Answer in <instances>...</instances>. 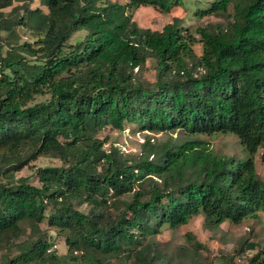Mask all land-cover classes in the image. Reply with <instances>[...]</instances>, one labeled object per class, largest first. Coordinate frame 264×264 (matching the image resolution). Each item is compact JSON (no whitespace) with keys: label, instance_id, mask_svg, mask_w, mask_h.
I'll return each mask as SVG.
<instances>
[{"label":"trees","instance_id":"trees-1","mask_svg":"<svg viewBox=\"0 0 264 264\" xmlns=\"http://www.w3.org/2000/svg\"><path fill=\"white\" fill-rule=\"evenodd\" d=\"M124 1L0 0V264H172L152 242L163 226L201 216L216 231L264 212L254 160L262 149L264 163V0H213L195 18L225 22L195 34L179 17L157 29L133 17L182 0ZM147 60L153 81L141 75ZM127 124L147 133L138 152L105 147L101 131ZM216 132L235 134L249 156L213 152L199 135ZM40 156L61 162L36 169L40 186L16 176ZM42 222L64 236L65 254ZM221 259L264 264V247L244 239Z\"/></svg>","mask_w":264,"mask_h":264},{"label":"rangeland","instance_id":"rangeland-1","mask_svg":"<svg viewBox=\"0 0 264 264\" xmlns=\"http://www.w3.org/2000/svg\"><path fill=\"white\" fill-rule=\"evenodd\" d=\"M113 1V0H111ZM119 3L124 4V0H116ZM182 6H176L170 13H160L152 6H141L137 11L133 12V17L141 27H149L151 29L161 28L165 23L170 22L174 17H179L182 20L181 25L188 31L195 34V30L199 26H205L209 21L213 23H224L226 17L225 13H219L212 15L205 19H196L195 11L199 8H206L212 0H182ZM23 5V2L15 1L12 7H8L2 11L7 15L14 7ZM40 0H31L30 7H39ZM230 11L232 8L230 7ZM21 41L30 40L28 32L21 27H16ZM84 31H77L69 38L68 43H75L79 38H83ZM2 36L5 33L2 32ZM197 37V36H196ZM200 44L195 43L194 49L197 54H200ZM6 48H4L5 50ZM145 70L141 75L143 79L153 81L154 69L151 66L150 60L146 61ZM45 97H43L44 99ZM177 133V132H176ZM175 133V134H176ZM147 133L141 132L131 124L126 125V129L118 132L111 128H105L100 133V137L108 141L105 147H108L110 142H115L120 145L126 152H138L141 147V143ZM174 134V135H175ZM155 141L157 138L163 136L157 133L150 134ZM200 138L209 142L211 150L218 154H224L227 156H234L237 159H245L249 156V153L241 144L239 138L233 133H213L202 134ZM262 149H259L254 154L256 171L262 179H264V163L261 162L260 154ZM59 159L50 156H40L37 160L31 162L25 166L20 172L16 174L17 177H29L30 183L36 186H40L39 180L35 176V171L39 167L47 165H60ZM40 229L46 232V238L52 243L53 247L56 246V250L60 255L66 253V245L64 242V236L60 234L56 229L48 227L46 222L40 224ZM193 236L194 241L200 244V247L194 249L188 242L187 234ZM30 234L29 229H25L24 234L20 238L21 241L28 237ZM244 239L258 242L261 248L264 247V212H260L259 219H246L240 224L224 223L219 230L212 231L203 227V218L201 216L193 217L189 220L188 224L183 225L177 230H171L167 226H163L161 232L156 235L152 242L155 244V248L166 259L173 260L172 264H189L191 257L195 255V259L199 261V264H223L221 255H229L233 253L238 244ZM193 241V240H192ZM234 249V250H233ZM17 253L15 247L11 248L8 253L10 256ZM255 251L248 252L246 255L251 256ZM4 251H0V256L4 255ZM244 258V257H243ZM235 262L239 263L242 258H235ZM1 263V261H0ZM111 264H116L113 260Z\"/></svg>","mask_w":264,"mask_h":264},{"label":"clouds","instance_id":"clouds-1","mask_svg":"<svg viewBox=\"0 0 264 264\" xmlns=\"http://www.w3.org/2000/svg\"><path fill=\"white\" fill-rule=\"evenodd\" d=\"M213 1V0H212ZM55 247V246H54Z\"/></svg>","mask_w":264,"mask_h":264}]
</instances>
